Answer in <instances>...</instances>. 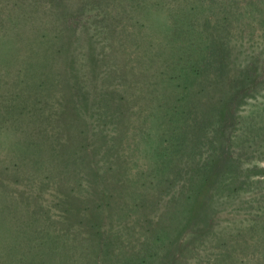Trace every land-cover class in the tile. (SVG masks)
Masks as SVG:
<instances>
[{"label":"trees","instance_id":"obj_1","mask_svg":"<svg viewBox=\"0 0 264 264\" xmlns=\"http://www.w3.org/2000/svg\"><path fill=\"white\" fill-rule=\"evenodd\" d=\"M222 1L216 25L205 33L197 32L196 24L184 25L181 17L175 22L174 15L165 16V40L171 47L191 46L194 52L188 51L186 71L204 82L181 97L165 94L148 99L137 86L127 95L132 88L123 90L125 94L119 89L126 76L125 66L119 70L117 65L126 64V57H116V52L125 49L127 37L141 34L143 24L136 13L149 1L0 0V29L22 55L23 78L46 97L37 100L35 94L26 93L18 107L23 163L33 171L23 173L25 183L15 200L26 208L15 217L26 234L24 240H16L21 255L15 264H106L110 255L115 259L122 252L134 254L107 227L114 194L131 187L130 193H152L151 202L160 208L161 217L169 209H181L189 222L215 186L230 196L246 186L249 177L264 174V166L246 165L242 160L246 151L231 144L238 103L264 81V51L236 64L242 50L236 52V43L229 44L225 30L240 24L245 14L250 18L263 10L259 4L264 0ZM243 6H248L246 11ZM189 16L196 18L195 13ZM260 22L264 26V15ZM104 35L108 42L100 44ZM200 38L203 46H196ZM82 44L88 49L91 69L88 87L74 56ZM159 56L157 52L149 56L148 63L154 64ZM106 60L113 66L109 65L103 83L98 80ZM160 115L166 119L162 124L167 129L161 133H167V139H161L164 133L146 134L150 121ZM79 123L81 129H76ZM128 127L133 128L127 131ZM145 135L158 154L149 167L137 163L135 153L131 158L122 153L139 145ZM50 170L58 178L51 206L60 210L62 221L52 220L50 210H44L41 194L33 199L27 192L34 186L35 193H41L53 178ZM38 171L46 172L36 175ZM72 175H79L73 183L77 187L72 186ZM146 202L144 197L133 204L144 208ZM144 221L140 230L153 238L156 222Z\"/></svg>","mask_w":264,"mask_h":264},{"label":"rangeland","instance_id":"obj_2","mask_svg":"<svg viewBox=\"0 0 264 264\" xmlns=\"http://www.w3.org/2000/svg\"><path fill=\"white\" fill-rule=\"evenodd\" d=\"M146 2L148 5L136 13L143 24L141 34L133 38L127 37L125 49L116 52V57H126L124 59L126 64L119 62L117 65L119 70L125 66L123 69L126 76L119 89L124 93L123 90L132 88L126 93L127 95L137 86L148 99L155 95V99H159L160 95L165 94L181 97L193 87L203 84L204 81L200 82L198 77L195 78L198 74L186 71V65L190 61L188 51L192 52L191 46L184 49L174 44L171 47L169 41L165 40V16L174 15V20L181 17L183 18L181 23L192 24V26L196 24L194 27H197V32L205 33L204 31H209L216 25L215 22L220 16L219 12L224 1L146 0ZM247 7L243 6L242 10L246 11ZM259 9L263 10L254 11L253 17L250 18L242 11L241 15L244 16L240 19V24L236 22L234 26L225 29L229 34V44L236 43V52L242 50L236 64L240 61L243 63L244 57L257 58L264 51V26L260 22L264 15V2L259 4ZM192 13L196 14V18L189 16ZM207 17L208 22L206 20L207 23L203 25ZM103 38L100 44L108 42L107 35ZM8 41L3 29H0V264H15L21 255V247L16 240L26 238V234L17 225L19 222L15 218L26 208L15 200L20 197L19 190L22 183H25L23 173L25 170H29L30 173L33 170L23 163L19 140L21 123L18 107L26 93L35 94L37 100L46 98L38 92L35 85L23 78L22 55L10 46ZM198 43L203 46L201 38L198 42L196 41V46ZM107 50L108 47L104 46L106 53ZM77 51L74 55L76 69L83 79L82 83L88 87L91 84V69L85 55L88 49L85 44H82ZM156 52L160 53L157 61L154 60L153 64L149 60L148 63V57L150 56V59L155 57ZM231 61L234 62L233 56ZM174 62L177 64L174 65ZM109 65L108 60L103 63L98 81L102 80L105 83ZM138 90L136 89L135 92H140ZM235 114L231 144L234 149L243 148L246 151L248 155L246 158L240 156L244 162L248 163L246 165L263 167L264 81L242 97ZM165 120L161 115L160 118L155 116L150 121L146 134L159 136L164 133L161 139L163 137L167 139L168 134L161 133L163 129H167V126L162 124L166 122ZM81 126L79 123L75 128L81 129ZM132 128L128 127L127 131ZM149 136L145 135L144 139H140L139 145L135 143L133 144L135 147L128 146L122 153L128 154L130 158L132 153H135L134 160L144 167L153 165L158 159V154H155L156 147L150 144ZM128 165L131 166V164ZM46 171H38L36 175H44ZM49 173L53 178L41 193H35L34 186L27 192L32 194L30 195L33 199L34 195L41 194L44 210H50L52 220L55 218L62 221L60 210L51 206L56 194L53 188L55 189L58 178L54 177L52 170ZM72 176V186H75L74 179H77L79 175ZM132 188L125 190V193L114 194L112 218L107 220V223L109 222L107 227H109L110 235L114 238L120 237L125 245L129 244L127 247L134 254L122 252L121 255L124 256L120 255L115 259L110 255L106 258V264H264V174L249 177L248 184L230 196L225 195L220 185L215 186L199 214L189 222L186 212L181 209L176 211L169 209L161 217L160 208L157 209L151 202L153 194L130 193ZM144 197L147 199L144 208L134 206V202H139ZM144 218L156 222L153 238L140 230L141 224L145 222ZM8 255L11 256V261L8 260L10 257Z\"/></svg>","mask_w":264,"mask_h":264}]
</instances>
